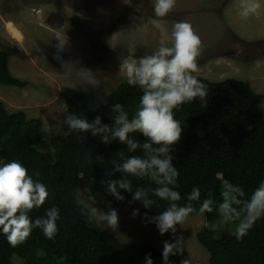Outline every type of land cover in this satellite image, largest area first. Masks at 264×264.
Returning a JSON list of instances; mask_svg holds the SVG:
<instances>
[{"label":"trees","instance_id":"16d2710c","mask_svg":"<svg viewBox=\"0 0 264 264\" xmlns=\"http://www.w3.org/2000/svg\"><path fill=\"white\" fill-rule=\"evenodd\" d=\"M207 86L208 95L185 103L174 110L183 132L181 139L170 146L168 155L179 171L175 185L159 183L149 174L135 175L122 170L132 157L150 159L160 155L143 147L151 141L139 130L128 133V140L139 146L130 150L115 132L122 125L117 119L126 114L131 122L140 108L143 89L129 85L127 76L111 90L103 102L90 91H78L65 100L66 117L56 128L47 130L42 118H28L24 110L9 111L0 100V166L13 160L21 162L34 180L44 183L49 197L40 208L28 215L34 222L46 218L49 208L59 209L58 232L53 239L33 228L26 242L12 247L0 229V264H165L163 250L147 243L125 241L102 227L93 210L77 197L78 189L87 188L95 201L112 206L131 202L140 205L153 221L175 204L178 208L191 205L199 214L205 200L211 201V212L203 214L206 223L197 238L209 252V264H264V216L242 239L212 225L224 223L220 206L226 201L239 213L245 214V204L264 187V114L263 94L245 79L226 78L214 81L197 76ZM26 79L15 76L10 68L8 51L0 49V86L25 88ZM87 119L94 127L73 130L70 117ZM99 117L100 123L96 124ZM67 133V135H65ZM48 139L53 153L38 149ZM161 158H164L161 156ZM220 162L217 174L213 164ZM121 170H117V169ZM123 199L108 191L111 182ZM127 182L130 188L119 187ZM168 186L180 193V199H162L156 189ZM193 189H199L197 200H189ZM142 192L134 199L136 192ZM146 201H151L146 206ZM225 225V223H224ZM224 229V230H223ZM19 260V261H18ZM169 264H182L178 256L169 255Z\"/></svg>","mask_w":264,"mask_h":264},{"label":"rangeland","instance_id":"374dc122","mask_svg":"<svg viewBox=\"0 0 264 264\" xmlns=\"http://www.w3.org/2000/svg\"><path fill=\"white\" fill-rule=\"evenodd\" d=\"M259 2L258 15L243 19L242 0H176L166 17L155 15L154 0H0V49L8 51L13 74L29 81L25 88L0 86V100L11 112L22 109L29 118H42L47 130L59 127L68 96L90 91L106 102L127 76L121 71L124 59L151 55L162 40L170 46L177 21L189 22L203 42L197 76L249 80L264 96V0ZM261 110L264 114V98ZM38 149L53 153L48 139ZM213 166L220 174V162ZM77 197L97 215L115 210L118 228L113 230L106 221L99 224L118 238L163 251L168 242L174 245L170 255L181 261L209 264V252L197 238L210 226L204 214L189 215L186 223L174 226L175 232L161 234L158 223L136 202L104 205L85 187L78 189ZM241 219L212 226L234 233Z\"/></svg>","mask_w":264,"mask_h":264},{"label":"clouds","instance_id":"9594fccd","mask_svg":"<svg viewBox=\"0 0 264 264\" xmlns=\"http://www.w3.org/2000/svg\"><path fill=\"white\" fill-rule=\"evenodd\" d=\"M242 3L245 5L240 12L243 19L258 15L262 7L259 0H242ZM175 6L176 0H154L155 15L166 17ZM202 51L203 42L193 26L187 21H177L172 26L170 46L169 41L162 40L153 54L142 56L138 60L131 55L124 59L121 71L126 73L127 83L129 85L138 84L143 89V95L140 98L141 106L131 122H128L126 114L117 119V124L122 127L116 130L115 136L119 137L121 142H127L130 150L133 151L139 145L128 140V133L132 131L139 130L151 141V143H144L145 149L152 150L153 145H163L154 149L160 155H152L150 159L139 157L128 159L122 165L124 172L145 175L149 174L151 169V175L158 178L159 183L167 181V184L175 185L179 171L173 166V157L168 153L170 146L180 141L183 128L175 119L174 110L197 98L203 101L208 95L207 86L196 75L200 71L198 58ZM67 122L73 130L87 131L94 127L87 119L74 116L70 117ZM95 123H100L99 117L96 118ZM119 187L127 189L130 185L121 181ZM108 191L117 199H123L117 191V182H111ZM155 194L162 199L172 201L181 198L178 191L167 185L156 189ZM142 195L143 193L138 191L134 199H139ZM199 196V189H193L189 200H197ZM48 197L47 186L39 180H34L21 162L13 160L0 166V229L12 247L26 242L33 228H40L48 239L56 236L59 230L57 224L60 219L59 209L49 208L46 218H37L34 222L28 215L34 208L44 205ZM150 203L151 201H146V206ZM210 204L211 201L205 200L199 209L200 213L211 212ZM220 210L226 220L240 217L227 201L220 206ZM195 211L196 209L191 205L178 208L173 204L171 208L155 218L161 234L169 229L175 232L174 226L178 222L186 223L189 215ZM93 214L96 215L98 223L106 221L113 230L118 228L119 217L115 210L108 214L99 213L98 215L93 210ZM133 215H138V211ZM262 216H264V187L253 194L251 202L245 204V214L233 235L237 239H242ZM173 249V244L165 242L163 251L165 264H169L168 258L170 254H174ZM147 264H153L151 258H148ZM182 264H188V261L183 260Z\"/></svg>","mask_w":264,"mask_h":264}]
</instances>
